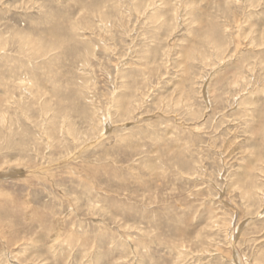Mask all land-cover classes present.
Masks as SVG:
<instances>
[{
	"label": "rangeland",
	"instance_id": "obj_1",
	"mask_svg": "<svg viewBox=\"0 0 264 264\" xmlns=\"http://www.w3.org/2000/svg\"><path fill=\"white\" fill-rule=\"evenodd\" d=\"M0 176V264H264V0H0Z\"/></svg>",
	"mask_w": 264,
	"mask_h": 264
},
{
	"label": "bare ground",
	"instance_id": "obj_2",
	"mask_svg": "<svg viewBox=\"0 0 264 264\" xmlns=\"http://www.w3.org/2000/svg\"><path fill=\"white\" fill-rule=\"evenodd\" d=\"M149 23V22H148ZM31 85V84H30ZM80 86V85H79ZM11 175V174H10ZM1 177V176H0ZM230 236V235H229ZM219 250V249H218ZM207 262V261H206Z\"/></svg>",
	"mask_w": 264,
	"mask_h": 264
}]
</instances>
